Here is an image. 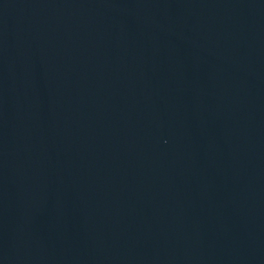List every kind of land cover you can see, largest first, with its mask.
<instances>
[{"label":"water","instance_id":"obj_1","mask_svg":"<svg viewBox=\"0 0 264 264\" xmlns=\"http://www.w3.org/2000/svg\"><path fill=\"white\" fill-rule=\"evenodd\" d=\"M0 264H264V0H0Z\"/></svg>","mask_w":264,"mask_h":264}]
</instances>
